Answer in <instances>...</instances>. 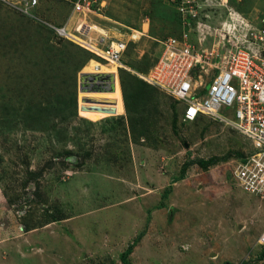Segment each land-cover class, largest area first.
I'll list each match as a JSON object with an SVG mask.
<instances>
[{"label":"rangeland","instance_id":"374dc122","mask_svg":"<svg viewBox=\"0 0 264 264\" xmlns=\"http://www.w3.org/2000/svg\"><path fill=\"white\" fill-rule=\"evenodd\" d=\"M178 2L96 0L84 16L71 0H37L29 15L24 0H0V264H123L131 244L129 264H264V203L231 174L252 143L208 117L184 122L182 105L142 80L165 39L188 33L209 49L227 8L259 26L264 0H186L191 18ZM51 27L100 48L124 40L121 67ZM97 70L116 73L113 93L90 95L113 98L115 114L80 110L78 75ZM122 82L139 94L128 112Z\"/></svg>","mask_w":264,"mask_h":264},{"label":"built area","instance_id":"2783aa9c","mask_svg":"<svg viewBox=\"0 0 264 264\" xmlns=\"http://www.w3.org/2000/svg\"><path fill=\"white\" fill-rule=\"evenodd\" d=\"M184 1L177 3L182 18L196 15ZM36 3L37 0H24L20 10L29 15ZM96 4V0H71L72 12L84 16L100 10ZM82 26L78 25L76 31ZM51 28L57 36L77 43L115 68L121 67V56L127 47L124 40L100 48L91 39L70 34L65 27ZM209 32V49L195 48L186 39L188 33H183L181 40L165 39L158 62L142 80L179 102L184 122L208 117L252 143V152L239 159L231 174L241 190L264 203V20L258 26L227 8L224 22ZM256 243L264 246V227Z\"/></svg>","mask_w":264,"mask_h":264},{"label":"water","instance_id":"95a60500","mask_svg":"<svg viewBox=\"0 0 264 264\" xmlns=\"http://www.w3.org/2000/svg\"><path fill=\"white\" fill-rule=\"evenodd\" d=\"M78 92L82 94L89 93H110L115 88V75L112 73H84L78 75ZM80 102L81 110L104 111L106 108L98 106L100 104H113L112 100L82 96ZM110 114H115L114 109L107 108Z\"/></svg>","mask_w":264,"mask_h":264},{"label":"trees","instance_id":"16d2710c","mask_svg":"<svg viewBox=\"0 0 264 264\" xmlns=\"http://www.w3.org/2000/svg\"><path fill=\"white\" fill-rule=\"evenodd\" d=\"M121 90H122V95H123V99H124V106H126V111L128 112L129 109H128V99L131 98V97H134L135 100L138 98V95L139 94H134V95H130L126 92V88L123 84V82L121 83ZM71 106L75 108L76 106V100L75 99H72L71 100ZM239 159H244L243 156L241 157H238ZM221 159L218 158V157H211L209 159H196V160H189L188 162H186L185 164H183V166L181 167V170H180V176L183 177L185 175V172H186V169L189 165L191 164H196L197 166H199L201 169H207L213 165H215L217 162H219ZM134 245L131 244L127 247V249L125 250V252L120 256V260L123 264H129V262L127 261V256L131 253V249ZM261 258H264V253L261 254L260 256ZM223 264H234V263H231V262H224Z\"/></svg>","mask_w":264,"mask_h":264},{"label":"bare ground","instance_id":"6f19581e","mask_svg":"<svg viewBox=\"0 0 264 264\" xmlns=\"http://www.w3.org/2000/svg\"><path fill=\"white\" fill-rule=\"evenodd\" d=\"M105 72V71H104ZM104 72H100L99 70H97V71H95V73H104ZM112 74H114V75H116L115 74V71L113 70L112 72H111ZM115 83V88H114V91H115V89H116V81L114 82ZM113 91V92H114ZM113 92H110V93H113ZM82 94V93H81ZM94 94H96V93H94ZM98 94V93H97ZM105 94H109V93H105ZM90 95H93L92 93H89V94H84V96H89V97H91ZM114 103V102H113ZM83 105V104H82ZM81 105V106H82ZM98 106H101V107H103V108H106L104 111H92V110H81V111H83V112H93V113H97V114H109V110H107V108H112V106H115V103L114 104H107V103H104V104H100V105H98ZM112 109H114V113L117 111V109H115V108H112Z\"/></svg>","mask_w":264,"mask_h":264},{"label":"crops","instance_id":"0c3cea01","mask_svg":"<svg viewBox=\"0 0 264 264\" xmlns=\"http://www.w3.org/2000/svg\"><path fill=\"white\" fill-rule=\"evenodd\" d=\"M115 74H116V73H115ZM115 81H118L116 75H115ZM116 84H117V82H116ZM109 97H110V96H109ZM107 99H108V97H107ZM109 99H111V98H109ZM111 100H113V102H115L113 98H112ZM113 104H114V103H113ZM225 262H227V261H225Z\"/></svg>","mask_w":264,"mask_h":264}]
</instances>
